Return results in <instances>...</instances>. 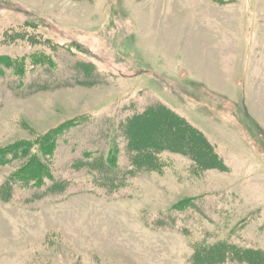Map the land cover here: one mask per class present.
Segmentation results:
<instances>
[{
    "label": "rangeland",
    "instance_id": "rangeland-1",
    "mask_svg": "<svg viewBox=\"0 0 264 264\" xmlns=\"http://www.w3.org/2000/svg\"><path fill=\"white\" fill-rule=\"evenodd\" d=\"M0 57L22 69L0 63V264H206L218 252L203 247L264 250V0H0ZM157 100L222 167L164 150L161 169L131 172L122 125ZM60 128L41 153L37 139ZM19 140L35 144L25 153ZM115 143L122 182L110 188L97 156ZM33 154L51 174L42 188L3 185Z\"/></svg>",
    "mask_w": 264,
    "mask_h": 264
},
{
    "label": "trees",
    "instance_id": "trees-1",
    "mask_svg": "<svg viewBox=\"0 0 264 264\" xmlns=\"http://www.w3.org/2000/svg\"><path fill=\"white\" fill-rule=\"evenodd\" d=\"M7 66H12L11 59L0 57V63L6 62ZM83 64V63H82ZM93 65V63H89ZM12 66L17 69L20 65ZM84 66H87L84 64ZM19 70H22L21 68ZM88 71V70H87ZM24 72V71H22ZM5 71L1 69L0 74H4ZM131 108L134 106L130 104ZM80 121H70L61 127L68 126L73 123V127L78 126ZM125 125H122L121 131L126 133L129 137L128 143L125 146V153L127 155L129 164L133 166L131 172L137 174L142 170H157L161 169L164 165L160 157V153L164 150H171L174 152H181L186 155H191L195 160L199 162H212L215 166L222 167L223 160L219 157L214 146L209 142L204 133L195 127L186 117L177 112L174 108L170 107L162 100H157L150 103L141 113H136L129 116L125 121ZM158 126V130L156 127ZM60 129H52L47 134L40 136L37 139L38 148L41 153L53 155L57 141L53 137V133H58ZM35 143L28 140H19L12 144V148L22 150V152H28ZM31 145V146H29ZM133 147V151L130 148ZM104 150L101 147V152ZM120 147L117 143L109 150L108 158L103 159L105 154H101L98 158L99 162H102L97 169L100 175L99 182L101 185L114 188L122 182V177H119L120 182L114 185L113 179L117 175L116 165L118 164V158ZM87 157H92L93 153H85ZM32 157V158H31ZM30 159L25 161V164L18 170L13 172L10 176L6 177L7 180L3 185L14 186L15 184L22 182L25 185H38L40 188L45 183L43 179L38 180L41 174L51 176L49 168L43 163L38 154H33ZM14 158H12L13 160ZM8 156L0 153V164L7 162ZM102 160V161H101ZM104 160V161H103ZM92 160H89V162ZM88 161L82 162V165L88 164ZM199 164V163H198ZM124 167L126 166L123 165ZM102 175V176H101ZM118 176V175H117ZM118 178V177H117ZM114 185V186H111ZM68 182L59 183V188H67ZM226 243H220L216 246L203 247L202 250L218 252L213 255L206 264H224L225 260L218 259L222 253L232 252L236 256L237 263L241 264H264V250L253 247H239L233 245L225 251ZM228 256H226L227 258ZM196 258L193 263L195 264Z\"/></svg>",
    "mask_w": 264,
    "mask_h": 264
}]
</instances>
